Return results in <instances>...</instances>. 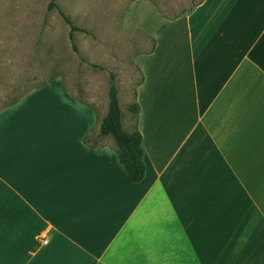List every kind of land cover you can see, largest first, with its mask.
<instances>
[{"label": "crops", "instance_id": "0c3cea01", "mask_svg": "<svg viewBox=\"0 0 264 264\" xmlns=\"http://www.w3.org/2000/svg\"><path fill=\"white\" fill-rule=\"evenodd\" d=\"M122 25L155 41L122 122L144 178L84 142L107 111L34 89L0 113V264H264V0H132Z\"/></svg>", "mask_w": 264, "mask_h": 264}, {"label": "rangeland", "instance_id": "374dc122", "mask_svg": "<svg viewBox=\"0 0 264 264\" xmlns=\"http://www.w3.org/2000/svg\"><path fill=\"white\" fill-rule=\"evenodd\" d=\"M53 1L49 8L52 0H0V113L14 100L57 79L74 99L104 114L113 74L122 122L130 129L133 115L128 104L142 79L135 64L155 45L144 32L124 29L132 0ZM151 1L166 16L179 15L196 2ZM60 11L78 30H71ZM97 132L98 128L87 134L90 143L100 144Z\"/></svg>", "mask_w": 264, "mask_h": 264}, {"label": "trees", "instance_id": "16d2710c", "mask_svg": "<svg viewBox=\"0 0 264 264\" xmlns=\"http://www.w3.org/2000/svg\"><path fill=\"white\" fill-rule=\"evenodd\" d=\"M49 4L51 8L54 4ZM64 21L70 26L71 30H78V27L74 26L71 19L60 11ZM42 84L41 86L45 85ZM23 98V97H22ZM21 98V99H22ZM21 99L14 100L9 107L16 104ZM139 110L137 104H130L128 111L135 115ZM110 136L116 147L117 159L123 170L126 173L128 181L132 183H138L144 178L145 165L143 161V148H142V136L139 131L134 130L127 132L122 124V111L119 105L118 89L115 82V77L110 74V84L108 90V108L105 116L99 121L98 132L96 138L101 141L104 137ZM84 142L88 144L90 148L99 147L98 141H91L86 135L84 136Z\"/></svg>", "mask_w": 264, "mask_h": 264}, {"label": "built area", "instance_id": "2783aa9c", "mask_svg": "<svg viewBox=\"0 0 264 264\" xmlns=\"http://www.w3.org/2000/svg\"><path fill=\"white\" fill-rule=\"evenodd\" d=\"M42 242L45 243V242H47V240L46 239L45 240H42Z\"/></svg>", "mask_w": 264, "mask_h": 264}]
</instances>
